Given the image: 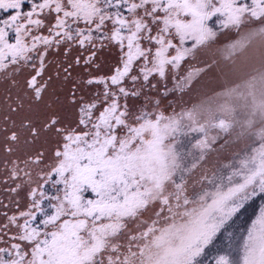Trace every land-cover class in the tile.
Returning <instances> with one entry per match:
<instances>
[{
  "label": "snow or ice",
  "instance_id": "1",
  "mask_svg": "<svg viewBox=\"0 0 264 264\" xmlns=\"http://www.w3.org/2000/svg\"><path fill=\"white\" fill-rule=\"evenodd\" d=\"M0 82V264H264V0H0Z\"/></svg>",
  "mask_w": 264,
  "mask_h": 264
},
{
  "label": "rangeland",
  "instance_id": "2",
  "mask_svg": "<svg viewBox=\"0 0 264 264\" xmlns=\"http://www.w3.org/2000/svg\"><path fill=\"white\" fill-rule=\"evenodd\" d=\"M77 54H78L77 52L71 53L72 56H75ZM105 55L107 57L106 63L107 64H111L112 60H111L110 54L106 53ZM58 58L62 61L64 59L63 54L61 53ZM102 61H103V58H102ZM107 70H108V68L106 66L104 68V71L106 72ZM5 88H6V85H4L2 82H0V96H3L5 94ZM53 99H55V98H53ZM170 102L171 101H167L166 104L170 103ZM31 151H32V146L31 145H25L23 142H21L20 145L18 146V150H17V152L15 154L17 156H19L21 159H23ZM0 155H2V154H0ZM2 172H3V169L0 168V174H2ZM21 195L23 196V193ZM258 209H259V206L256 209H254V212L258 211ZM254 212H250V213L253 214ZM244 221H245L244 217H241L240 221H238L237 224L238 225L242 224Z\"/></svg>",
  "mask_w": 264,
  "mask_h": 264
},
{
  "label": "trees",
  "instance_id": "3",
  "mask_svg": "<svg viewBox=\"0 0 264 264\" xmlns=\"http://www.w3.org/2000/svg\"><path fill=\"white\" fill-rule=\"evenodd\" d=\"M261 203H264V201H262L260 198H256L254 203L249 202L247 212L243 216L244 219L247 220L248 217L252 216L253 214H251L250 212H254V209H256L258 206H260Z\"/></svg>",
  "mask_w": 264,
  "mask_h": 264
}]
</instances>
